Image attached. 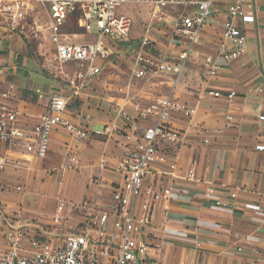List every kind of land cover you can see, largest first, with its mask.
I'll list each match as a JSON object with an SVG mask.
<instances>
[{"label":"crops","instance_id":"obj_1","mask_svg":"<svg viewBox=\"0 0 264 264\" xmlns=\"http://www.w3.org/2000/svg\"><path fill=\"white\" fill-rule=\"evenodd\" d=\"M238 1L255 17L250 23L236 20L246 39V51L232 62L217 60L220 70L210 76L205 56L216 54L226 11ZM176 11L165 12L159 20L165 26H157L158 21L153 28V54L159 58L173 59L183 46L172 36ZM138 39L131 34L124 42L129 43L130 53ZM16 46L23 62H17L13 51L0 55V94L5 93L4 101L18 110V123L30 128L46 110L48 97L66 92V82L44 64L31 63L26 45ZM111 48L101 74L89 81L82 96L65 111V116L87 122L88 129L98 134L89 132L88 137L77 139L56 127L44 157L0 142V160L8 162L0 178V241L7 220L41 235L64 238L66 223L79 225L87 212L68 209L66 221L53 226L51 216L59 201L79 205L92 200L97 209H107L124 177L115 169L124 139L106 127L128 125L127 132L141 133L148 122L137 118L134 106L171 95L184 108L169 120L178 141L160 150L136 202L140 213L151 200L146 192L158 195L146 232L151 243L149 264H264V152L255 150L256 144L264 143V120L259 119L264 116V0H214L196 51L178 78L135 79L131 56L123 63L120 49ZM230 91L235 92L230 99L211 95ZM117 105L131 115V123L115 115ZM188 109L192 114H187ZM210 185L224 196L235 192L241 208L206 205L201 194Z\"/></svg>","mask_w":264,"mask_h":264},{"label":"built area","instance_id":"obj_2","mask_svg":"<svg viewBox=\"0 0 264 264\" xmlns=\"http://www.w3.org/2000/svg\"><path fill=\"white\" fill-rule=\"evenodd\" d=\"M213 3L214 0H0V28L10 32L19 30L36 9L48 15L49 40L53 50L44 67L66 82V92L50 95L46 110L30 128L18 123V110L7 104L4 101L7 95L1 93L0 142L10 147L22 146L27 153L44 157L49 135L56 127L77 139L88 137L89 132L99 133L89 130L87 122L74 121L65 116V111L71 102L82 96L89 81L101 74L103 62L112 54V43L131 39L134 22L130 14L118 11L121 7L144 6L149 13L143 33L131 51L132 77L144 79L170 75L178 78L187 60L196 51L202 28L211 17ZM168 10L178 11L172 36L183 44L173 59L153 54V28ZM69 16H76L85 33L89 34L94 27L90 34L92 40L73 41L62 32ZM236 20L250 23L255 17L246 13L239 1L227 9L217 52L204 59L210 76L220 70L217 60L232 62L246 51V39ZM35 92L39 93L40 89ZM211 95L230 99L235 92H213ZM134 110L138 119L148 122L141 133L127 132L128 125L123 129L112 124L106 127V130H115L124 139L123 155L115 166L124 177L122 184L113 190L108 208L99 210L92 200H85L79 205L59 201L51 216L53 226H60L66 221L68 209V212L78 208L87 212L85 220L79 225L73 227L66 223L68 234L62 239L50 234L41 235L23 224L7 220L0 241V264H149L147 251L151 243L146 232L158 195L148 190L146 194L149 193L151 200L140 213L137 212L136 202L143 194L144 178L160 150L178 141V133L169 120L172 113L182 112L184 108L167 95L146 105L134 106ZM185 111L188 115L193 112L191 109ZM115 115L126 124L133 121L121 105L116 106ZM259 119L264 120V116ZM255 150L264 152V143L256 144ZM104 162L102 159L101 164ZM7 165L8 162L0 160V178ZM188 176H193L192 170ZM201 195L203 202L214 208H241L235 201V192L224 196L210 185ZM238 250L241 248L238 247Z\"/></svg>","mask_w":264,"mask_h":264},{"label":"rangeland","instance_id":"obj_3","mask_svg":"<svg viewBox=\"0 0 264 264\" xmlns=\"http://www.w3.org/2000/svg\"><path fill=\"white\" fill-rule=\"evenodd\" d=\"M118 11L126 12L128 15H131L134 22L132 36H139L143 33L149 16L146 7L127 5L121 7ZM48 24V15L44 11L36 9L34 13L30 14L26 20H24L19 30L10 32L4 28H0V55L9 54L10 51H13L17 54V62H23L24 59L20 53V49L16 46L17 43H22L30 50V55L27 59L36 66H42L53 50L49 40ZM160 24L165 26V23H161L160 21L157 23V26H160ZM93 31L94 27L89 34L87 32L85 33L84 29L78 25L75 16L68 17L62 30L69 39L77 42L92 40V35L90 34L93 33ZM2 32L4 34H2ZM112 45L120 49L123 63L129 60L131 56L129 43L117 42L112 43Z\"/></svg>","mask_w":264,"mask_h":264},{"label":"trees","instance_id":"obj_4","mask_svg":"<svg viewBox=\"0 0 264 264\" xmlns=\"http://www.w3.org/2000/svg\"><path fill=\"white\" fill-rule=\"evenodd\" d=\"M75 18H76V16H75Z\"/></svg>","mask_w":264,"mask_h":264}]
</instances>
